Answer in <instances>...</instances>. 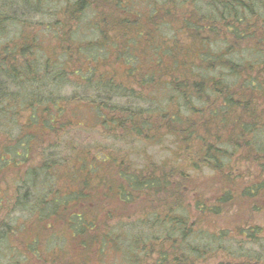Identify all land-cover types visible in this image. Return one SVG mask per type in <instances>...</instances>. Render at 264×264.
Instances as JSON below:
<instances>
[{
  "label": "trees",
  "instance_id": "16d2710c",
  "mask_svg": "<svg viewBox=\"0 0 264 264\" xmlns=\"http://www.w3.org/2000/svg\"><path fill=\"white\" fill-rule=\"evenodd\" d=\"M49 1L0 0V127L16 128L4 141L0 129V213L2 201L9 207L7 219H0V264H196L217 250L233 258L218 264H264V226L209 230L200 219L215 214V205L198 188L231 190L219 203L264 199V0H98L93 6L63 0L67 17L55 24L65 29L70 15L73 27L64 36V29L55 31L60 60L40 56L18 15L20 9L36 13ZM88 10L89 36L75 35L82 26L74 12ZM10 23L21 31L6 38ZM71 59L88 64L71 72L79 80L74 96L96 111L100 125L140 134L138 123H147L148 138L157 142L166 130L180 143L177 158L137 168L124 156L82 147L61 171L58 161L43 159V138L59 134L56 119L64 111L52 90L64 83L66 73L59 71ZM136 84L164 87L169 106L151 110L159 122L136 112L123 125L96 102L113 86L137 92ZM86 97L89 104L82 103ZM4 151L9 164L1 160ZM35 152L43 156L40 164L31 163ZM15 167L18 173L8 179L7 169ZM135 202L137 211H130L126 205ZM16 212L20 219L10 215ZM21 231L31 240L22 242ZM201 238L203 245L196 242ZM244 244L261 252L245 251Z\"/></svg>",
  "mask_w": 264,
  "mask_h": 264
},
{
  "label": "rangeland",
  "instance_id": "374dc122",
  "mask_svg": "<svg viewBox=\"0 0 264 264\" xmlns=\"http://www.w3.org/2000/svg\"><path fill=\"white\" fill-rule=\"evenodd\" d=\"M85 1V0H84ZM87 1V0H86ZM98 0H90V6H93ZM19 8V6H17ZM63 0H50L46 2V4L40 7V11L26 12V15L20 9L18 15L20 17L21 22L26 21L25 26L26 29L30 31L32 36L34 37V41L38 44L37 47L40 49V56L42 57H54L64 59V55L62 54L63 48L60 47L58 39L60 37L55 36V31H59L63 28H57L55 22L57 19H63L67 17L65 12L63 13ZM92 10H88L86 13H80L75 11L73 15L80 20V25L82 26V32L78 33V27L76 28L75 35H88L89 36V29H86L85 25L89 19L92 17ZM73 17V16H72ZM71 16L69 15L68 19L66 20V27L64 32L59 33L60 35L64 36L65 33L71 32V28L73 27V23L70 22ZM24 21V22H25ZM19 25V24H18ZM17 24L12 25L11 23L6 26L5 32L6 38L12 37L15 33H19L21 28H19ZM78 25V23H77ZM30 26V28H28ZM32 30V31H31ZM98 35L100 31L97 32ZM97 33H93V35H97ZM167 34V32H165ZM2 35V36H4ZM31 36V37H32ZM0 39V43L1 40ZM59 69L63 68V64L58 63ZM87 67L88 64L86 60H79V59H71L70 63L66 65V70L62 72L61 70L59 73H66V78L64 77V83L59 88H54L52 91L55 92L56 96L61 97V103L63 104L64 111L60 115L61 117L56 119V124L58 125L59 134L51 133L45 135L43 138L44 147L46 148L43 156V159H55L61 165V171L65 165V163L70 162L72 165L75 160L72 159L71 155L76 151H80L79 148L86 147L89 148L91 153H96L97 150L102 149L107 153H116L117 157H126L128 158L134 166L140 168L141 166L145 165L146 162H155L162 159H175L178 156V150L180 149V143L176 141V139L168 134L165 130L163 133V138L160 142H157L152 137L153 131L147 130L146 124L143 125L139 124V130L141 133H129L126 129L122 130L123 128H108L104 127L99 124V120L96 118V111L93 112L89 107L82 105L81 103L76 102L75 97L83 99L82 96H74V92L78 91V79H76L71 72H73L77 67ZM50 71L58 72V69L52 67V65H48L47 67ZM122 67H116V72L120 73ZM124 71V70H123ZM50 76V75H49ZM48 76V80H49ZM123 77L121 74L118 75V78ZM133 83V82H132ZM127 86L130 85L129 82L124 83ZM55 87L58 85L50 84ZM49 86V85H47ZM135 91L131 92L132 89L129 88H116L113 86V90L110 91L108 95L100 96L97 98L96 102L101 106L104 104L110 111L108 110V114L111 117H121L123 119V125L128 124L129 117L132 116L133 113L141 112L139 114H147L151 117V121L159 122V117H156L155 113L151 110L156 109L158 106H169L168 101L163 100L164 96V87H146L140 88L138 84L135 86ZM138 88L140 89V93H138ZM12 90V89H11ZM52 92H48V96ZM141 94L138 96V94ZM111 97L112 99L110 102L108 98ZM85 104H89V100L84 98ZM197 100L194 99L193 103L197 104ZM181 103H184L180 100ZM150 109L151 112L149 114L145 112V110ZM140 109V110H138ZM185 108L183 105L181 106V112H184ZM149 111V110H147ZM158 111V110H156ZM116 112V113H115ZM25 114V113H24ZM23 114V116H24ZM129 115V117H128ZM146 115V116H147ZM25 119L23 118V121ZM37 121L31 122L32 125L36 124ZM70 122V123H69ZM78 123V124H77ZM14 126V124H11ZM9 124V127L5 125H1L0 129L4 131L3 138L1 140H6L7 137H11V134H15L16 128H13ZM69 125V126H67ZM115 127V126H114ZM129 128V127H128ZM60 135V136H58ZM13 145V142H12ZM72 146L75 149H72ZM19 150V148H17ZM70 154V156H69ZM39 154V152H35L34 155L31 157V163L40 164V159L43 157ZM70 157V158H69ZM5 159V160H4ZM2 162L9 164V158L7 153L4 151L1 155ZM57 163V165L59 164ZM244 164L240 166L242 168ZM204 173H211V171L203 169ZM17 168L15 167L12 170L7 169L6 176L8 179L12 178L14 174H16ZM193 173V172H192ZM251 178V177H250ZM210 178H205V181H209ZM196 181H201L200 179L196 178ZM205 182L204 184H206ZM62 185L65 186V181L62 182ZM209 185L207 186H198L201 193L204 196L208 197L207 204L212 205L214 204V209H216V213L212 214L211 216H206L205 218L202 216L201 221L202 223L205 221L209 224L204 225L209 230L216 229H226V228H233L236 225H261L264 226V199L256 198L255 200L249 199V197H245L246 200L241 199H231L226 202L219 203L217 198L225 197L224 194L231 193V190L225 188L224 190H216L213 189L209 190ZM192 188V187H191ZM4 195V194H3ZM249 199V202H248ZM234 202H230V201ZM113 204L120 206L123 209V205L121 203L116 202L113 200ZM136 202L131 205H126V207H130L129 210L132 211L134 207H136ZM138 207L141 208V205L138 204ZM192 210L196 211V208H192ZM137 211V209H134ZM9 214V207L8 201H2V208L0 213V219L6 218ZM7 215V216H6ZM16 215L18 218L20 214L18 212L10 214ZM20 219V218H19ZM6 220L4 219V222ZM203 226V225H202ZM215 227V228H214ZM247 227V226H245ZM233 233H236L234 229H232ZM20 240L22 242L30 241L32 236L24 231L20 232ZM197 240V239H196ZM239 237L235 235L233 238L232 247L235 248L237 246V241ZM201 241V242H200ZM196 241L199 245H203L204 240ZM243 250L245 251H253L255 253H260L261 249L252 244H244ZM76 249L74 248L69 254L75 252ZM113 250L107 253V258L109 262L112 263L115 261V257L113 255ZM227 258V259H226ZM233 261V258H230L224 251L217 250L215 254L212 256L205 255V258L198 257L196 264H218L220 261ZM237 260V259H236ZM93 264H108L106 262H97L94 261Z\"/></svg>",
  "mask_w": 264,
  "mask_h": 264
}]
</instances>
